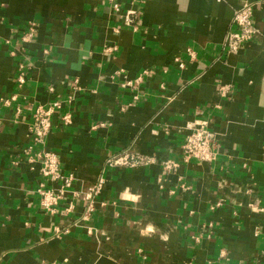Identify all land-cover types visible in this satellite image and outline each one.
<instances>
[{
	"label": "crops",
	"instance_id": "1",
	"mask_svg": "<svg viewBox=\"0 0 264 264\" xmlns=\"http://www.w3.org/2000/svg\"><path fill=\"white\" fill-rule=\"evenodd\" d=\"M248 3L257 34L230 52ZM195 122L212 162L185 159ZM0 264H264V0H0Z\"/></svg>",
	"mask_w": 264,
	"mask_h": 264
},
{
	"label": "built area",
	"instance_id": "2",
	"mask_svg": "<svg viewBox=\"0 0 264 264\" xmlns=\"http://www.w3.org/2000/svg\"><path fill=\"white\" fill-rule=\"evenodd\" d=\"M115 9L119 8L118 4H114ZM134 11H129L127 14L128 21L132 22V16ZM234 31H232L226 40V45L230 52H237L243 46L252 40L256 34L257 29L253 18V5L251 3L245 4L242 8L235 11L233 18ZM188 52L191 57L196 56L195 51L189 48ZM185 62L180 63V67L184 68ZM23 82V78H21ZM59 106V103L55 102L53 106L47 108L37 109L34 121L31 125V132L34 141L42 143L44 138L49 134L52 128V117L54 107ZM71 119L70 115H65L63 121L69 123ZM215 132L209 128L206 122H195L191 129V132L187 135L183 144V151L185 159H196L204 162H212L215 159L214 150ZM36 158H39L42 162V175L50 182H60L62 189L69 187L73 181L72 175H66L60 165V159L56 152L52 150L42 149L37 154ZM146 162V159L137 155H123L110 161L111 165L120 166H136L138 164ZM176 164L167 162L165 164L166 170L173 169ZM103 180L100 179L96 185L95 191L100 188ZM39 192L41 194L42 204L47 208L55 206L61 196L62 192H57L52 186H48L46 183L40 184Z\"/></svg>",
	"mask_w": 264,
	"mask_h": 264
}]
</instances>
